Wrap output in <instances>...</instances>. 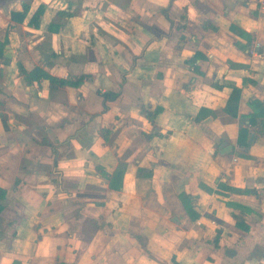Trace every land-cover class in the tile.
I'll return each mask as SVG.
<instances>
[{"label": "crops", "instance_id": "1", "mask_svg": "<svg viewBox=\"0 0 264 264\" xmlns=\"http://www.w3.org/2000/svg\"><path fill=\"white\" fill-rule=\"evenodd\" d=\"M5 38L0 264H264V0H0Z\"/></svg>", "mask_w": 264, "mask_h": 264}, {"label": "trees", "instance_id": "2", "mask_svg": "<svg viewBox=\"0 0 264 264\" xmlns=\"http://www.w3.org/2000/svg\"><path fill=\"white\" fill-rule=\"evenodd\" d=\"M42 8V7H41ZM40 7H38L36 9V11L34 12V14L32 15V18L30 19V22L33 21V23L35 25H37V19L39 18V15L42 11ZM26 5L23 4V10L20 11V12H11V16H19L18 17V20H21L26 12ZM49 28L53 29V26L49 25ZM7 43V38H5L4 40H0V58H2V54H3V49H4V45ZM18 71L19 73L24 77L25 80L27 81H39L41 79H47L50 83V88H53L57 85H64V84H76L75 82H71V81H67L65 79H61V78H57L53 75H51L50 73H48V71H46L44 68H42L41 66H34L32 67L30 70H26L22 64L18 63ZM238 94H239V89L238 88H233L231 94H230V97L228 99V103L227 105L225 106V109L228 111V112H232L234 113V111L231 110L230 106L233 102V106H235L236 104V100L238 98ZM110 97H114L116 94H109ZM201 112V111H200ZM232 189V188H230ZM233 190L235 191H239V192H247V190L245 189H236V188H233ZM0 209H1V206H0Z\"/></svg>", "mask_w": 264, "mask_h": 264}, {"label": "water", "instance_id": "3", "mask_svg": "<svg viewBox=\"0 0 264 264\" xmlns=\"http://www.w3.org/2000/svg\"><path fill=\"white\" fill-rule=\"evenodd\" d=\"M3 63H8L9 62V59L11 58V49L9 48L8 45H5L4 46V49H3Z\"/></svg>", "mask_w": 264, "mask_h": 264}]
</instances>
